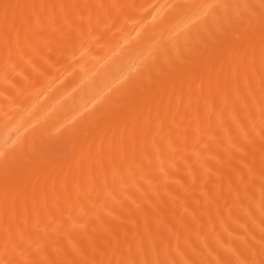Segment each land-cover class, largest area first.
<instances>
[{"label": "bare ground", "instance_id": "bare-ground-1", "mask_svg": "<svg viewBox=\"0 0 264 264\" xmlns=\"http://www.w3.org/2000/svg\"><path fill=\"white\" fill-rule=\"evenodd\" d=\"M0 264H264V0H0Z\"/></svg>", "mask_w": 264, "mask_h": 264}]
</instances>
